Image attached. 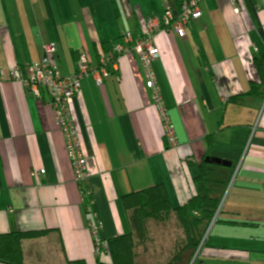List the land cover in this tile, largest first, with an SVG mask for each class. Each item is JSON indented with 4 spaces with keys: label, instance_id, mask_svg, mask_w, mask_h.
Listing matches in <instances>:
<instances>
[{
    "label": "crops",
    "instance_id": "crops-1",
    "mask_svg": "<svg viewBox=\"0 0 264 264\" xmlns=\"http://www.w3.org/2000/svg\"><path fill=\"white\" fill-rule=\"evenodd\" d=\"M184 1L0 0V234H38L21 242L24 264H114L108 252L96 253L87 207L103 242L128 235L124 197L163 184L172 207L183 206L197 194L193 178L208 157L232 164L206 162L209 177L235 179L194 256L186 252L178 264H264V94L253 93L264 0H237L238 11L230 0H201V17L182 36L161 18L179 14ZM152 19L173 148L135 51ZM46 44L55 45L61 76L74 74L81 56L89 62L70 105L87 156L83 186L47 92L38 99L13 78L43 60ZM156 225L148 223L140 256ZM174 231L181 238L180 226Z\"/></svg>",
    "mask_w": 264,
    "mask_h": 264
},
{
    "label": "built area",
    "instance_id": "built-area-1",
    "mask_svg": "<svg viewBox=\"0 0 264 264\" xmlns=\"http://www.w3.org/2000/svg\"><path fill=\"white\" fill-rule=\"evenodd\" d=\"M200 2L201 0H185L179 14L175 15L171 11L166 12L161 18L164 29L184 36V26L190 21L201 17ZM230 2L236 8V11H238V1L230 0ZM155 24L156 22L153 19L149 20L147 24L148 33L138 39L135 51L140 56L146 77V87L151 91L154 105L163 123L165 140L168 147L173 148L178 145L175 127L165 107L153 68L154 61L160 58V52L154 44L151 35L157 29ZM53 53H55V45L46 44L44 46L43 60L40 63L29 65L27 74L21 71V69H17L13 73V78L22 82L38 99L42 98L43 92H47L48 104L51 106L56 124L60 128L65 140L67 153L74 173V181L78 185L83 186L88 177L87 156L82 148L81 136L75 125L70 105L73 97L80 90L81 79L88 75L90 66L87 58L81 56L77 63L76 72L70 76H61L54 63ZM39 173L42 175L44 171H40ZM83 191L85 195L89 194L86 190ZM87 209L93 218L90 222V230L94 239L96 253L99 254L106 248V243L102 241L100 236L101 223L96 220V217H93L91 204ZM219 212L220 210L216 213V217Z\"/></svg>",
    "mask_w": 264,
    "mask_h": 264
},
{
    "label": "trees",
    "instance_id": "trees-1",
    "mask_svg": "<svg viewBox=\"0 0 264 264\" xmlns=\"http://www.w3.org/2000/svg\"><path fill=\"white\" fill-rule=\"evenodd\" d=\"M255 67L260 80L253 85V93L264 94V57L255 61ZM208 167L209 165L205 161L200 165L199 175L193 178L197 194L183 206L172 207L163 184H157L124 197V205L130 213L132 232L128 235L112 238L106 243V248L102 251L111 255L114 264H139L141 258L140 253L137 252L139 245L148 238V223L164 224L176 216L182 234L181 246L171 261L166 264H176L189 251L194 256L207 229L217 219L216 213L218 210L221 212L225 194L220 185L222 182L209 177L210 175L208 176ZM37 235L36 233L21 232L0 234V262L24 264L21 242Z\"/></svg>",
    "mask_w": 264,
    "mask_h": 264
},
{
    "label": "rangeland",
    "instance_id": "rangeland-1",
    "mask_svg": "<svg viewBox=\"0 0 264 264\" xmlns=\"http://www.w3.org/2000/svg\"><path fill=\"white\" fill-rule=\"evenodd\" d=\"M212 176L213 175H211V177ZM218 178H220L218 180L222 182L220 183L221 188L225 191L222 200V204H224V200L229 192L232 182L235 179V175L233 173L231 175L230 172L227 176ZM156 224L153 241L147 245L148 249L145 248L147 251L140 256L141 262H139V264H166L171 261L172 257L177 252V248L181 246V243H178L181 241V238L175 236L176 234L174 231L179 227L178 220L173 218L167 223L162 224L156 222ZM177 240L178 242H176ZM137 253H139V250ZM192 262L193 260L189 264H192ZM176 264H178V262Z\"/></svg>",
    "mask_w": 264,
    "mask_h": 264
},
{
    "label": "water",
    "instance_id": "water-1",
    "mask_svg": "<svg viewBox=\"0 0 264 264\" xmlns=\"http://www.w3.org/2000/svg\"><path fill=\"white\" fill-rule=\"evenodd\" d=\"M206 162L211 164V165H216V166H222V167H227L230 168L232 164L230 162L218 159V158H206Z\"/></svg>",
    "mask_w": 264,
    "mask_h": 264
}]
</instances>
